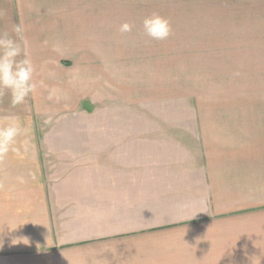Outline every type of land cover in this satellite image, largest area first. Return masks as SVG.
<instances>
[{"label":"crops","instance_id":"crops-1","mask_svg":"<svg viewBox=\"0 0 264 264\" xmlns=\"http://www.w3.org/2000/svg\"><path fill=\"white\" fill-rule=\"evenodd\" d=\"M101 2L0 0V35L22 50L27 41L35 76L53 86L45 96L54 109L39 114L103 92L104 26L109 45L143 33L151 10L120 20ZM124 22L132 31L120 32ZM239 38L188 127L59 122L38 139L27 120L30 138L0 153V264H264V37ZM107 130L117 132L84 137Z\"/></svg>","mask_w":264,"mask_h":264},{"label":"rangeland","instance_id":"rangeland-1","mask_svg":"<svg viewBox=\"0 0 264 264\" xmlns=\"http://www.w3.org/2000/svg\"><path fill=\"white\" fill-rule=\"evenodd\" d=\"M101 6L103 12H116L113 17L120 20L128 10L136 8L140 14L148 10L159 13L169 21L171 34L165 40H153L144 33L119 34L109 45L111 33L107 30L112 26H104L100 57L103 92L100 95H96L99 89L92 87L91 93H87L76 108L62 114H39L54 109L49 102L52 99L45 96L46 90L53 86L41 73L40 77L35 76L39 73V67H35L34 79L42 97L39 92L37 100L30 93L16 105L11 99H2L0 129L11 118L22 121V127L29 120L31 134L38 139L46 137L48 132L55 134L52 126L59 122L119 123L151 129L160 128L161 123H177L188 127L190 122L199 121L198 112H205L208 87L213 90L216 86L217 65L223 68L224 57L234 58L233 55L238 54L233 51L235 44L245 42L239 37L245 33L252 41L264 37V0H102ZM234 20V26L223 28L232 25ZM142 39L145 41L139 43ZM112 45L114 49L110 50ZM116 48L119 51L115 52L114 60ZM254 48L257 50L252 53L262 54L260 44ZM124 126L119 129L126 130ZM116 132L86 131L84 137H90L91 133L92 137H97ZM15 138L30 136L21 131Z\"/></svg>","mask_w":264,"mask_h":264},{"label":"clouds","instance_id":"clouds-1","mask_svg":"<svg viewBox=\"0 0 264 264\" xmlns=\"http://www.w3.org/2000/svg\"><path fill=\"white\" fill-rule=\"evenodd\" d=\"M143 33L153 40H165L171 34L169 21L159 13L153 12L145 15L141 20ZM133 25L124 22L120 25V32L132 31ZM19 32L20 29H14ZM35 65L27 52V41L24 49L17 41L7 34L0 35V89L10 93L13 105L21 103L30 93H35L37 81L34 79ZM28 129L22 127L20 121L11 118L7 125L0 129V153H6L15 137Z\"/></svg>","mask_w":264,"mask_h":264}]
</instances>
